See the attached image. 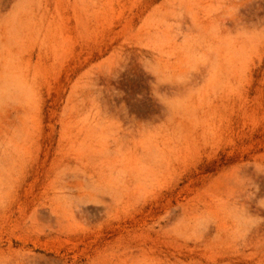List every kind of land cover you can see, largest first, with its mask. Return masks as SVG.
Returning a JSON list of instances; mask_svg holds the SVG:
<instances>
[{
	"label": "rangeland",
	"instance_id": "obj_1",
	"mask_svg": "<svg viewBox=\"0 0 264 264\" xmlns=\"http://www.w3.org/2000/svg\"><path fill=\"white\" fill-rule=\"evenodd\" d=\"M0 264H264V0H0Z\"/></svg>",
	"mask_w": 264,
	"mask_h": 264
}]
</instances>
